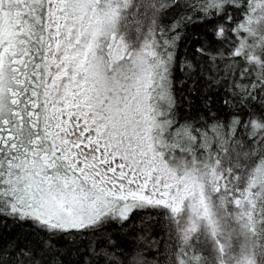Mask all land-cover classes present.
Listing matches in <instances>:
<instances>
[{
  "label": "snow or ice",
  "instance_id": "6c2138e0",
  "mask_svg": "<svg viewBox=\"0 0 264 264\" xmlns=\"http://www.w3.org/2000/svg\"><path fill=\"white\" fill-rule=\"evenodd\" d=\"M195 24L223 99L181 119ZM142 211L163 264H264V0H0V219L100 234L80 264H146L105 232ZM0 264L41 261L0 243Z\"/></svg>",
  "mask_w": 264,
  "mask_h": 264
},
{
  "label": "trees",
  "instance_id": "16d2710c",
  "mask_svg": "<svg viewBox=\"0 0 264 264\" xmlns=\"http://www.w3.org/2000/svg\"><path fill=\"white\" fill-rule=\"evenodd\" d=\"M209 44L211 48L208 47ZM201 45L205 46L206 51L222 47L211 35L209 24L190 26L178 46L179 59L191 62L195 69L192 75H188L187 70L181 72L179 68L175 73L177 113L181 119L202 115L207 110L209 101L212 111L221 107L223 89L217 86L209 88V64L196 52ZM224 63L226 62L219 65L221 76L225 73ZM165 227L163 213L142 211L134 214L123 228L112 225L106 228L105 232L111 235L120 251L128 255L139 252L146 264H163L161 253ZM100 238V234L92 233L49 237L34 228L31 222L0 219V243L9 248L17 245L37 252L41 264H80L81 254L91 246L92 241ZM49 243L51 247H47Z\"/></svg>",
  "mask_w": 264,
  "mask_h": 264
}]
</instances>
